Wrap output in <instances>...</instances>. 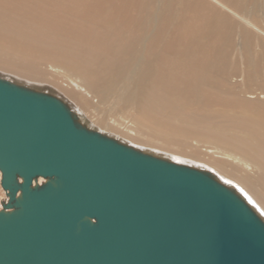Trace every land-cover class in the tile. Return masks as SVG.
<instances>
[{
  "label": "bare ground",
  "instance_id": "obj_1",
  "mask_svg": "<svg viewBox=\"0 0 264 264\" xmlns=\"http://www.w3.org/2000/svg\"><path fill=\"white\" fill-rule=\"evenodd\" d=\"M0 76L264 218V0H0Z\"/></svg>",
  "mask_w": 264,
  "mask_h": 264
},
{
  "label": "water",
  "instance_id": "obj_2",
  "mask_svg": "<svg viewBox=\"0 0 264 264\" xmlns=\"http://www.w3.org/2000/svg\"><path fill=\"white\" fill-rule=\"evenodd\" d=\"M0 172V264H264V218L216 175L2 77Z\"/></svg>",
  "mask_w": 264,
  "mask_h": 264
},
{
  "label": "rangeland",
  "instance_id": "obj_3",
  "mask_svg": "<svg viewBox=\"0 0 264 264\" xmlns=\"http://www.w3.org/2000/svg\"><path fill=\"white\" fill-rule=\"evenodd\" d=\"M1 77V76H0ZM4 78V77H3ZM5 79H7V78H5ZM39 91H42V92H45V90H39ZM47 93V92H46ZM85 126H87L88 128H89V126L88 125H85Z\"/></svg>",
  "mask_w": 264,
  "mask_h": 264
}]
</instances>
